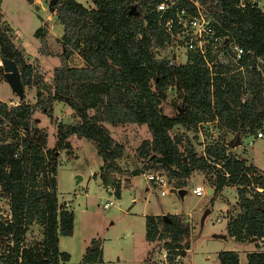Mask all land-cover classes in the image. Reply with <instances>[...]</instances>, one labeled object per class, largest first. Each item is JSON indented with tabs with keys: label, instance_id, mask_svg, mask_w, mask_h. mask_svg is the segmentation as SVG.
I'll return each mask as SVG.
<instances>
[{
	"label": "trees",
	"instance_id": "1",
	"mask_svg": "<svg viewBox=\"0 0 264 264\" xmlns=\"http://www.w3.org/2000/svg\"><path fill=\"white\" fill-rule=\"evenodd\" d=\"M149 1L92 0L89 7L77 0H53L52 10L62 25L63 51L48 84L36 78L38 74L26 61L21 44L14 42L0 12V54L16 63L24 90L26 86L37 88L34 103L0 100V196L8 200L12 211L10 222L0 220V238L7 237L12 243L8 253L0 254V264L102 261L99 246L87 247L76 263L59 248L60 237L72 234L75 218L73 209L58 202L56 179L58 150L70 148L71 136L84 138L95 147L102 162L93 176L100 178L105 189L113 186L116 198L130 178L151 171L166 174L175 189H183L194 172H202L213 189L211 203L223 187L233 186L238 212L227 222L226 232L237 242L255 238L256 249L246 253L247 264H264V250L258 246L264 241V174L227 153L221 140L210 139L199 155L185 132L172 133L181 126L197 135L204 132L203 123L213 121L243 133L255 134L262 127L264 6L249 0H195L223 37L245 51L244 72L229 73L215 64L218 74L210 78L198 56L185 64H168L157 58L154 49L167 36L149 11L153 5L148 7ZM184 4L194 7L188 0ZM45 31L39 27L34 36L40 40L39 51L49 54ZM75 52L83 67L69 66ZM169 86L180 100L170 115L161 106ZM55 102L72 110L73 122L58 123L55 146L47 148L46 130L37 127L34 115L39 111L54 119ZM105 121L147 127L150 138L136 148L140 166L130 169L119 164L125 146L112 138ZM184 218L181 214L145 216V240L162 241L170 262L177 255L186 256L190 249L185 238L192 226ZM31 225L39 227L40 235L28 240ZM149 253L143 264H158L149 262ZM217 258L218 264H240L234 250L220 251Z\"/></svg>",
	"mask_w": 264,
	"mask_h": 264
},
{
	"label": "rangeland",
	"instance_id": "2",
	"mask_svg": "<svg viewBox=\"0 0 264 264\" xmlns=\"http://www.w3.org/2000/svg\"><path fill=\"white\" fill-rule=\"evenodd\" d=\"M52 1L34 0L33 4H29L26 0H1L0 3V12L11 28L14 42L21 44L25 59L32 64L35 74H38L36 78H41V84L50 82L54 68L60 64L58 56L63 51L60 42L62 25L52 10ZM77 1L85 6H92V0ZM252 1L257 2L260 7L264 6V0ZM39 27L46 30L45 38L49 54L39 51L40 40L34 36V32ZM158 48L161 49L158 46L154 49L158 58L169 54L168 50L161 49L157 52ZM177 59L183 63L186 61L184 53H179ZM69 66L74 68L84 66L77 52L70 57ZM3 78H0V100L9 104H17L21 100L29 103L36 101L35 86H26L24 98L19 99L5 77ZM179 102L174 88L169 86L167 99L161 104L163 112L172 114L173 105ZM71 114L72 110L61 102L54 103L52 120L36 111L34 115L36 125L47 133V148L55 146L57 124L73 122ZM104 124L112 138L125 146L118 159L119 164L130 169L140 166L141 163L136 157V148L143 140L150 138L147 127L136 123L112 125L108 121ZM201 129L204 132L196 135L194 131L178 126L172 130V133L185 132L199 155L203 154L204 146L210 139L214 142L221 140L225 143L227 153L244 159L246 166H252L254 172L264 174V122L257 130L263 133L261 138H257V132L253 134L248 131L244 133L232 131L217 121L208 122ZM69 142V149L58 150L56 179L58 202L73 209L75 215L72 234L61 236L59 241V248L70 254L71 262L76 263L81 260L82 251L86 246L99 244L102 261L87 264H143L149 252L150 263L218 264L217 255L223 250L236 251L239 254V263L247 264L246 253L256 249L253 241L237 242L226 232L227 222L238 212L237 196L233 186L223 187L220 195L211 203L212 193L207 192L198 196L192 192L196 185L211 188L200 171L194 172L188 178L187 185L183 188V195L178 191L170 190L168 194L162 195L159 186H152L147 181L144 175L146 172L130 178V184L123 187L120 197L116 198L114 193H110L101 185L98 176H93L102 162L95 147L88 140L75 136H71ZM148 173H156V171ZM122 178L125 180V177ZM171 184V181H168L167 187L170 189ZM109 199L113 200L115 205L105 210L102 203ZM206 210H209V213L202 222ZM175 213L190 214V216L183 215L187 217L184 218L185 221L192 226L190 236L185 238V241L190 243V249L186 256H179L177 261L175 257L172 262H162L160 257L167 254L162 248V241L149 243L145 240V216ZM28 234L30 235L28 240L39 238V227L31 225ZM258 246L264 250V241H260Z\"/></svg>",
	"mask_w": 264,
	"mask_h": 264
},
{
	"label": "built area",
	"instance_id": "3",
	"mask_svg": "<svg viewBox=\"0 0 264 264\" xmlns=\"http://www.w3.org/2000/svg\"><path fill=\"white\" fill-rule=\"evenodd\" d=\"M184 1L150 0L148 3V7L153 4L149 8V11L154 13L156 22L167 36L166 40L159 47L162 50H168L169 54L160 58L157 56V58L167 61L168 64L172 62L185 64L192 62L194 56H198L203 59L210 78H215L218 74L214 69L215 64L225 67L229 73L244 72L245 51L243 47L238 43L229 42L225 39L212 25L211 17L197 1L188 0L194 7L184 4ZM158 49L157 52L161 51L160 48ZM179 53H184L186 58L184 63L178 61L177 57ZM206 124L203 123L201 127H205ZM256 136L257 138H261L263 133L258 131ZM144 175L147 181L161 188L160 193L162 195L167 194V191L169 192L170 188L167 187L168 178L166 174L147 172ZM208 188L196 185L192 189V192L200 196L207 193ZM107 190L113 193L114 187L109 186ZM113 205L115 203L111 199L102 203V207L105 210ZM0 220L5 223L12 220L11 206L8 200L2 196H0ZM11 244V241L7 237L0 238V254L8 253ZM175 257L177 261L179 255ZM160 259L162 262L168 261L167 254H163Z\"/></svg>",
	"mask_w": 264,
	"mask_h": 264
},
{
	"label": "water",
	"instance_id": "4",
	"mask_svg": "<svg viewBox=\"0 0 264 264\" xmlns=\"http://www.w3.org/2000/svg\"><path fill=\"white\" fill-rule=\"evenodd\" d=\"M0 61H1V66L3 67V70H4L5 80L9 83L12 91L17 95V97L19 99H23L24 88H23V85L21 83L20 72H19L18 66L16 65V63L13 60L6 58L3 54H0ZM78 180H80V177H78ZM170 191H178V193L180 195L184 194L183 189L171 188ZM212 191H213V189L210 187L207 189L208 194H211ZM208 213H209V210H206L204 212V214L202 216V220H201L202 222ZM254 239L255 238H253L252 240L254 241ZM94 246H99V244L94 245Z\"/></svg>",
	"mask_w": 264,
	"mask_h": 264
},
{
	"label": "crops",
	"instance_id": "5",
	"mask_svg": "<svg viewBox=\"0 0 264 264\" xmlns=\"http://www.w3.org/2000/svg\"><path fill=\"white\" fill-rule=\"evenodd\" d=\"M242 1H243V0H242ZM251 1H252V0H251ZM252 2H255V1H252ZM130 182H131V181H130ZM150 184H151L152 186H155V185H154L153 183H151V182H150ZM108 187H109V186H108ZM108 187H107V188H108ZM107 188H106V189H107ZM169 192H170V191H169ZM169 192H167V194H168ZM175 214H177V213H175ZM178 214H181V213H178ZM181 215H185V216H186V215H189V216H190L189 213H188V214H186V213H182ZM186 218H187V217H186ZM191 221H192V220H191ZM60 238H61V237H60ZM225 238H226V237H225ZM87 247H88V246H86V247L83 249L82 254L84 253V251H85V249H86ZM99 247H100V246H99ZM60 249H61V248H60ZM61 250H62V249H61ZM62 251H63V250H62ZM187 253H188V251H187ZM186 255H187V254H186Z\"/></svg>",
	"mask_w": 264,
	"mask_h": 264
}]
</instances>
